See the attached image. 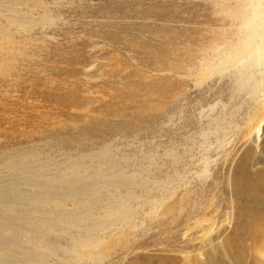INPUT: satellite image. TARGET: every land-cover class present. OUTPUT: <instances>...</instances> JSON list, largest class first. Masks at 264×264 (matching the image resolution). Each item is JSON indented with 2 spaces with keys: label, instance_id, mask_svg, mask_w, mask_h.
<instances>
[{
  "label": "rangeland",
  "instance_id": "obj_1",
  "mask_svg": "<svg viewBox=\"0 0 264 264\" xmlns=\"http://www.w3.org/2000/svg\"><path fill=\"white\" fill-rule=\"evenodd\" d=\"M251 1L0 0V264H206L228 238L264 264V199L229 195L247 150L239 182L264 183V92L241 88L264 56L182 53L237 46Z\"/></svg>",
  "mask_w": 264,
  "mask_h": 264
},
{
  "label": "bare ground",
  "instance_id": "obj_2",
  "mask_svg": "<svg viewBox=\"0 0 264 264\" xmlns=\"http://www.w3.org/2000/svg\"><path fill=\"white\" fill-rule=\"evenodd\" d=\"M216 1H218V3H219V0H216ZM243 2L245 3V0H243ZM239 7H243V4L241 3ZM262 15H263V11H262V6L260 5V0H252L251 4H250V7H249V11H247V13H242L241 16H240V25L244 26L245 28L250 30L251 33L245 34V36L243 37V39L240 41V43L237 46H231L229 44V41L227 39L228 36H226L224 32L216 33L214 31H212V32H209V33H211V36H209L208 38L204 37L205 42L203 41L204 43L203 44L200 43V45H198L197 47H194L195 45L193 46L194 42L190 44L189 40H188V42L186 41L187 43H185L184 51L182 52L184 57L190 58L192 56H195V57H197V58H199L201 60L202 64L206 63L205 67L206 66L208 67L209 62H214L216 60V58H218L217 62L221 63V65L227 66V65H230V64H237V63L241 62L242 60H244L245 58L251 57V60H252L253 64H256L257 67H260L262 65L260 56H264V17ZM256 36L257 37L259 36V37H261L263 39L262 45L261 44L260 45L257 44V42L255 41L256 40L255 39ZM199 39L201 40V38H199ZM190 41H191V39H190ZM171 66H172L173 69H177L179 67V65H177L176 63L175 64H171ZM213 66H216V65L213 64ZM213 66H211V67H213ZM241 88L246 89L247 92L254 99H256V97L261 95V93L264 92V68L260 69L258 71V75L256 74L255 77L254 76L250 77L247 82L242 83V87ZM255 117L257 118L258 116L255 115ZM253 121H254V119H253ZM260 123H262V120H261ZM215 124H216V122H215ZM260 129H261V126H259L257 128V131H259ZM250 153H252V152L247 150V152H245L243 157L239 160V163H238V166H237V170H236L237 174L234 175L235 180L231 182L230 188H229L230 189L229 190L230 194L228 193L231 196V202H233V201L235 202L236 198H238L239 195H243L246 199L250 198V199H253V200H258L260 203L264 199V183L253 184V183H249L248 182L247 184H241L239 182V180H238L240 177L244 176V175H241V174H243V173L245 174L247 166L249 167L251 165V163H252V157H251ZM57 182H58V180H57ZM42 193H44V192H42ZM87 193H88V191H87ZM90 195H91V193H90ZM76 196H78V195H76ZM92 196H93V194H92ZM63 199H64V197H63ZM242 199H243V197H242ZM184 200L185 199H183V201ZM123 202L124 201H121L120 203L117 204L116 207L112 208L109 211V214L107 216H111L112 212L115 211L116 209H118V210H121L120 211V215L118 217H121V219H127V218H125L127 215L124 212L125 206H124ZM206 207H207V205H206ZM229 208H231V207L229 206ZM169 210L171 212H174L176 210L174 204L169 206ZM88 215L89 214L86 213V211H85V214H84L85 218ZM204 215L205 214H200V213L197 214L200 222L202 221V218L204 217ZM241 217H242V215L239 214V218H241ZM243 217H245V216H243ZM244 221H245L244 222L245 224L249 225L252 228H258V226L260 225V223H258L259 217H255L254 214H249L248 216L246 215V217L244 218ZM200 222H198V224L200 225V227H202ZM254 231H255V229H254ZM211 242H212L211 237H206L202 241V243H204V244H207V243L211 244ZM238 244H240L243 247L241 241H239ZM47 245L49 246V244H47ZM215 245L216 246L213 245L209 249L207 248L208 250L205 251L206 264H242L241 258H242L244 253H242V255H241L240 252H237V253L233 252L232 251L233 245H232V243H231L229 238L225 239V240H223L221 242H218ZM77 246H79L80 248L83 249V252L76 256V259L78 261H80V262H83V260H86V261L87 260H91V261L92 260H98L99 261V259H101V256H103V253H99V254L95 253L94 252L95 248H94L93 251L89 250V249H86L88 246L85 245L84 242L83 243H77ZM243 250H244V248H243ZM241 251H242V249H241ZM263 257H264V254H263ZM188 261H190V263L194 262L192 258H188Z\"/></svg>",
  "mask_w": 264,
  "mask_h": 264
}]
</instances>
